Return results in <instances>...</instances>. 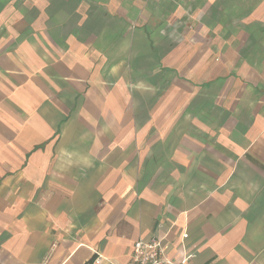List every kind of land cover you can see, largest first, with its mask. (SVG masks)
Here are the masks:
<instances>
[{
	"label": "crops",
	"instance_id": "crops-1",
	"mask_svg": "<svg viewBox=\"0 0 264 264\" xmlns=\"http://www.w3.org/2000/svg\"><path fill=\"white\" fill-rule=\"evenodd\" d=\"M153 236L264 264V0H0V264Z\"/></svg>",
	"mask_w": 264,
	"mask_h": 264
},
{
	"label": "built area",
	"instance_id": "built-area-1",
	"mask_svg": "<svg viewBox=\"0 0 264 264\" xmlns=\"http://www.w3.org/2000/svg\"><path fill=\"white\" fill-rule=\"evenodd\" d=\"M186 237V234H183ZM102 256L97 254L94 262L100 264ZM109 264H116L109 262ZM126 264H186L177 262L166 255L159 238L153 236L148 240L139 239L131 247L129 261Z\"/></svg>",
	"mask_w": 264,
	"mask_h": 264
}]
</instances>
